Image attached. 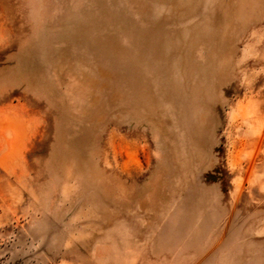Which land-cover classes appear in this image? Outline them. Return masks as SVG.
<instances>
[{"label":"rangeland","instance_id":"obj_1","mask_svg":"<svg viewBox=\"0 0 264 264\" xmlns=\"http://www.w3.org/2000/svg\"><path fill=\"white\" fill-rule=\"evenodd\" d=\"M0 264H264V0H0Z\"/></svg>","mask_w":264,"mask_h":264}]
</instances>
